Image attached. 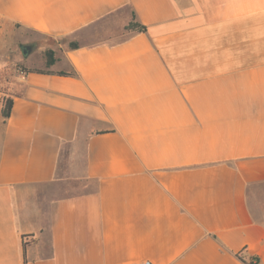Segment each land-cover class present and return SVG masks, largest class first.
Listing matches in <instances>:
<instances>
[{"label": "crops", "instance_id": "1", "mask_svg": "<svg viewBox=\"0 0 264 264\" xmlns=\"http://www.w3.org/2000/svg\"><path fill=\"white\" fill-rule=\"evenodd\" d=\"M17 32L64 41L0 86V264H264V0H0V70Z\"/></svg>", "mask_w": 264, "mask_h": 264}, {"label": "rangeland", "instance_id": "2", "mask_svg": "<svg viewBox=\"0 0 264 264\" xmlns=\"http://www.w3.org/2000/svg\"><path fill=\"white\" fill-rule=\"evenodd\" d=\"M23 33L17 32L16 38L7 46L6 54L1 57L4 66L0 70V86L3 88L14 83L17 74L30 70H46L53 68L47 66L48 53L52 52L54 59L61 56L62 43L64 39L42 34H29L25 37L29 42L24 43ZM31 45L34 50L28 57H25L21 47Z\"/></svg>", "mask_w": 264, "mask_h": 264}, {"label": "trees", "instance_id": "3", "mask_svg": "<svg viewBox=\"0 0 264 264\" xmlns=\"http://www.w3.org/2000/svg\"><path fill=\"white\" fill-rule=\"evenodd\" d=\"M126 30L127 31H136L139 33H145L146 32V27L142 26L141 24H139L136 19L135 16L133 17L132 21L126 26ZM78 43H70V48L71 49H76L78 48ZM48 60H47V66L48 67H52L56 64V62L58 61V59H54L52 57V52L48 53ZM31 71H35L38 73H51L49 71L46 70H30ZM28 72V71H27ZM72 74V73H71ZM69 73H65V72H60L59 75H71ZM13 105H14V101L12 97H8V96H4L2 99V109H1V125L2 127H4L7 122L8 119L11 117L12 115V111H13ZM242 261L246 262L247 264H254V261L258 260H254V261H245L243 258H240Z\"/></svg>", "mask_w": 264, "mask_h": 264}, {"label": "water", "instance_id": "4", "mask_svg": "<svg viewBox=\"0 0 264 264\" xmlns=\"http://www.w3.org/2000/svg\"><path fill=\"white\" fill-rule=\"evenodd\" d=\"M21 49L25 57H28L30 53L34 50L31 45L22 46Z\"/></svg>", "mask_w": 264, "mask_h": 264}, {"label": "built area", "instance_id": "5", "mask_svg": "<svg viewBox=\"0 0 264 264\" xmlns=\"http://www.w3.org/2000/svg\"><path fill=\"white\" fill-rule=\"evenodd\" d=\"M144 264H151L150 262H145ZM254 264H259V262L254 261Z\"/></svg>", "mask_w": 264, "mask_h": 264}]
</instances>
